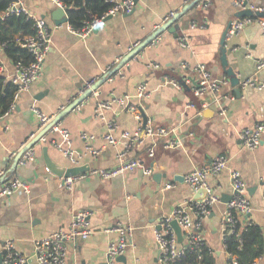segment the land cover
<instances>
[{
  "label": "crops",
  "instance_id": "1",
  "mask_svg": "<svg viewBox=\"0 0 264 264\" xmlns=\"http://www.w3.org/2000/svg\"><path fill=\"white\" fill-rule=\"evenodd\" d=\"M25 1L33 12L50 23L52 47L40 76L22 94L14 110L0 119V170H5L6 177L19 176L31 185L29 194L15 193L0 198V252L5 240L12 238L18 249L30 257V264H38L34 258V240L66 227L74 211L87 209L96 231L90 237L68 242L67 264L107 262L109 242L117 233L106 232L104 228L115 222L134 228L124 253L127 264H162L155 242L159 221L194 198L196 191L185 182L184 175L205 165L217 154L227 155L230 163L219 175L208 177L211 184L219 186L220 199L211 207L201 227L214 264H228L229 259L223 216L228 203L224 198L229 200L233 196L231 170L241 171L246 180L253 203L249 218L261 226L264 235V139L255 149L246 147L240 139L243 128L264 121V89L240 86V81L253 74L257 61L264 56V35L258 23L246 25L226 38L227 64L224 65L222 34L238 11L233 0H211L208 6L199 2L179 20L177 36L166 29L116 74L108 77L97 93L81 103L80 109H73L58 123L59 127L70 131L71 144L76 151L85 153V142L80 137L84 130L97 134L93 145L102 148L96 155L85 153L81 164L89 163L91 169L76 178L70 188L61 177L46 169L42 146H49V154L58 164L72 166L71 160L47 141L33 147V161L24 166L14 164L17 153L41 128L32 105L55 116L81 93L89 78H99L109 67L116 66L137 42L152 34L172 12L181 10L190 0H137L132 13L112 15L86 39L78 37L68 22L55 23L52 14L58 6L53 0ZM247 1L264 13V0ZM186 33L191 39L189 48L179 43V36ZM0 60L5 73L13 71V64L4 52ZM151 62L159 63L160 67L150 68ZM199 63L206 65L213 79H230L219 91L209 92L208 108L214 112L209 116L203 115L205 109L191 105L195 98L193 81L181 89L170 76L179 75L177 81L194 80L197 77L194 68ZM227 69L232 70L236 84ZM258 76L264 79V67ZM145 80L150 88V95L143 103L148 122L174 126L176 145L166 148L160 141L155 144V155L150 157L148 149L152 140L141 136L132 152L140 156L145 165L154 166V173L148 176L137 168L104 178L94 171L113 167L118 148L107 145L100 136L105 125L96 116V103L113 96L134 95L137 84ZM238 88L241 93L237 92ZM107 116L116 119L119 137L125 130L135 132L140 127L132 113L117 105ZM46 138L59 139L60 134L50 131ZM155 173L160 177L155 178ZM168 183L173 186L166 188ZM179 230L178 240L186 244L185 232L182 228ZM257 264H264V256Z\"/></svg>",
  "mask_w": 264,
  "mask_h": 264
},
{
  "label": "built area",
  "instance_id": "2",
  "mask_svg": "<svg viewBox=\"0 0 264 264\" xmlns=\"http://www.w3.org/2000/svg\"><path fill=\"white\" fill-rule=\"evenodd\" d=\"M58 7L66 8L63 1L53 0ZM111 7L101 16L91 14L84 24L79 28H74L69 23V28L80 38H88L94 31V28L101 23L108 15H116L121 13H129L136 6V0H109ZM204 6H208L211 0H201ZM199 3V2H198ZM197 3V4H198ZM233 5L240 12L245 9H251L254 14L245 16H235L229 25L227 37L235 35L241 31L246 25L258 23L264 35V13L261 9L249 4L247 0H233ZM9 13L24 14L34 21L35 30L32 34L19 35L17 41L19 45L27 49L32 59L29 62L19 60L13 64V71L5 73L4 63L0 60V70L6 75V80L15 85L13 100L3 116L11 113L16 107L17 101L22 94L28 91L33 82L40 76L43 63L52 47V31L48 20L45 17L37 15L26 4L25 0H13L7 10L0 14L1 19ZM172 12L169 16H172ZM68 16V15H67ZM155 40V39H154ZM179 43L184 48H189L191 39L186 34L179 36ZM138 44V42L136 43ZM135 44V45H136ZM4 44L0 43V55L3 51ZM132 49V48H131ZM187 66V64H184ZM150 68L157 69L159 63L151 62ZM264 67V56L259 59L256 68L248 77L240 81L241 87H249L252 89H264V79H260L258 72ZM112 68H108L103 76L110 72ZM196 72V82L193 79H186V83L193 81L192 92L200 104V110L206 109L209 106L208 94L215 93L220 90L223 83H229V78L224 80H215L206 65L199 63L194 68ZM117 73V72H116ZM115 73V74H116ZM101 76V77H103ZM113 75L109 76L112 77ZM99 77V78H101ZM99 78H89L81 93L97 82ZM179 88H185L179 81L172 79ZM98 89L93 93H97ZM92 93V94H93ZM150 95L148 81H141L136 86L135 94H124L122 96H113L108 99H99L96 103V116L103 121L105 129L100 135L107 145L117 147V162L111 168H100L94 172L100 174L104 178H111L125 171L141 168L145 175L151 176L154 173V166L145 165L140 156L135 155L132 150L140 141L141 136H145L152 140V145L148 149V155H155V144L162 141L166 148H171L176 145L174 136L175 127L166 125H155L147 122L143 125V115L141 107L144 100ZM216 99V97H215ZM82 103V102H81ZM81 103L75 109L81 108ZM119 106L122 110L132 113L140 123V127L135 132L125 130L118 136V123L114 117L107 116V112L112 110L114 106ZM191 105L197 106L193 100ZM40 119L42 129L54 116H49L43 112L38 106L32 105ZM51 131H56L60 134V138L47 139L46 135L41 141H47L49 144L63 151L66 157L71 160L72 165H79L83 160L85 153L92 155L99 154L102 148L95 147L93 144L97 140V134L90 133L86 130L82 131L80 137L85 142V153L76 151L71 144L70 131L67 128L55 125ZM240 139L243 144L250 148H257L264 139V121L257 122L251 127H245L240 131ZM121 145V146H120ZM34 147V146H33ZM29 148L19 160V164L24 166L35 159V150ZM229 157L225 154H217L213 156L208 163L203 166L195 167L184 175V180L196 192L200 188L207 190L206 195L201 199H191L184 206L177 207L166 218L161 221V229L155 231V242L160 249V260L162 264H176L187 253L189 246L200 247L205 243V237L201 232V227L205 218L210 213L211 207L220 199L219 186L213 185L208 181L211 175H219L229 166ZM5 170H0V198L11 196L15 193L29 194L31 192L30 183L19 176L6 177ZM83 175V174H81ZM80 176V175H79ZM79 176L68 177L64 184L72 187V184ZM233 196L227 203L223 216V221L230 232H238L240 235L241 229L245 225L251 224L253 221L249 218L253 211V203L249 196L248 184L244 179L241 171L234 169L230 173ZM166 188H170L173 184H166ZM264 196V194H263ZM190 211H188V210ZM91 212L87 209H79L71 214V218L66 227H60L51 231L46 236L34 240V258L38 264H67L68 242L77 238H87L93 235L96 229L91 222ZM177 220L178 224L185 232L187 243L182 244L178 240L177 233L172 225V220ZM241 224L237 231V226ZM133 226L122 222L109 224L104 228L106 232H116L117 237L111 239L107 249L106 264H120L118 257L123 255L127 250L129 239L133 235ZM235 259V258H234ZM0 264H30V257L22 253L15 241L12 238L6 239L1 251ZM257 264V261L256 263Z\"/></svg>",
  "mask_w": 264,
  "mask_h": 264
},
{
  "label": "trees",
  "instance_id": "3",
  "mask_svg": "<svg viewBox=\"0 0 264 264\" xmlns=\"http://www.w3.org/2000/svg\"><path fill=\"white\" fill-rule=\"evenodd\" d=\"M13 0H0V14H3ZM67 8L68 23L79 28L91 14L101 16L110 7L109 0H61ZM35 30L34 21L24 14L9 13L0 19V43L4 44L3 51L12 63L32 59L30 52L19 45V35L32 34ZM229 73V72H227ZM174 79L179 75L171 74ZM15 92V85L6 80V75L0 70V115L8 110ZM193 102L200 110L196 98ZM241 224L237 226V231ZM242 228V227H241ZM237 235L236 232L226 231L224 243L228 253V264H255L264 256V235L260 225L253 222L245 225ZM235 258V259H234ZM215 259L210 247L202 244L200 247L189 246L187 253L176 264H214Z\"/></svg>",
  "mask_w": 264,
  "mask_h": 264
},
{
  "label": "water",
  "instance_id": "4",
  "mask_svg": "<svg viewBox=\"0 0 264 264\" xmlns=\"http://www.w3.org/2000/svg\"><path fill=\"white\" fill-rule=\"evenodd\" d=\"M201 0H190L188 1L179 11H176L173 13L172 16L169 17L168 20H166L164 23L159 25L157 29L150 34L148 37H146L144 40L141 42H138L118 63L116 66H114L108 75L106 74L105 76L99 78L96 83H94L91 87L85 89L82 93H80L70 104L65 106L61 111H59L51 121H49L42 129H40L37 134L31 138L17 153L15 157V166L19 165V160L23 156V154L31 147L35 146L37 143L41 142L42 138L47 135L55 125H57L60 120L68 114L70 111L75 109L77 105H79L81 102H83L87 97H89L94 90L98 89L99 86L111 75H114L116 72L120 70V68L131 58H133L135 55H137L143 48H145L148 44H150L155 38H157L161 33H163L166 29H169L171 32H174V34L177 36L178 35V30H179V20L191 9L193 8L198 2ZM137 2V0H136ZM132 13V11L130 12ZM128 13V14H130ZM254 12L251 9H245L240 12H238V16H245V15H252ZM258 14L262 15L260 12ZM53 19L55 20L56 24H62V23H67L68 22V16H67V8H62V7H57L53 11ZM112 17V15H108L104 18V20L99 23L95 28L94 31L99 29L107 20H109ZM1 19V16H0ZM229 26L224 30L221 38V52H222V61L223 64H227V52H226V38H227V32H228ZM227 71L233 76V72L231 69H227ZM185 88L188 87L187 83L185 80L181 79L179 81ZM196 82V80H194ZM232 82L234 84L237 83V79L233 76L232 77ZM238 93H241V90L238 88L237 90ZM141 112L143 115V125H146L148 122V116L147 113L144 109V107H141ZM213 110L210 108H206L203 111L204 116H209L213 115ZM42 151H43V159L44 163L46 166V169L49 171V173L54 174L58 177H61L63 182L68 178V177H73V176H79L81 174H84L88 172L91 169V166L89 163H84V164H79V165H72V166H65L56 163L50 156L49 154V146L47 144L42 146ZM155 178H159L160 174L155 173L154 174ZM207 193V190L205 188H200L195 194H194V199H201L203 198ZM232 199V198H230ZM230 199L224 198V201H230ZM172 225L174 226V229L177 234L180 233V230L182 227L178 224L177 220H172ZM161 220L159 221V224L157 226V229H161ZM0 259H1V252H0ZM119 262H122L123 264H127V257L126 255H120L118 257ZM107 262L103 261L99 264H106Z\"/></svg>",
  "mask_w": 264,
  "mask_h": 264
}]
</instances>
